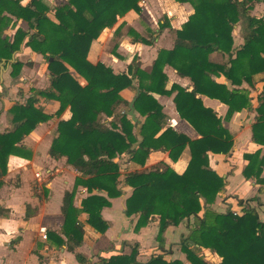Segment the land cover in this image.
I'll return each mask as SVG.
<instances>
[{"label": "trees", "instance_id": "obj_1", "mask_svg": "<svg viewBox=\"0 0 264 264\" xmlns=\"http://www.w3.org/2000/svg\"><path fill=\"white\" fill-rule=\"evenodd\" d=\"M22 1L0 0V64L4 62L3 68L9 66L10 77L16 79L25 65L32 64H24L13 56L22 47L29 48L44 59L49 85L43 90H32V96L23 103L15 102L7 111L11 128L0 131V185L7 173L8 157L30 154L21 142L39 124L60 116L68 108L70 119L58 122L50 145L51 153L65 157L66 165L77 174L73 190L63 194L60 232L65 240L59 239L58 244L65 245L78 263L91 264L76 252L82 245L84 224L100 234L107 231L101 211L111 206V199L122 196L120 160L127 157V164L144 166L151 153L148 143L165 126L162 109L154 95L169 96L175 92L173 102L177 114L199 139L190 140L171 128L158 135L170 144L169 158L173 162L188 147L190 159L182 174L166 165L141 172L125 169L123 183L131 189L125 201V216L136 218L135 233L156 219L159 244L163 243V234L168 228L193 218L189 233L179 242L187 264H207L203 251L217 255L219 264H264V222L259 220L256 211L246 207L242 200H237V205L244 206L240 215H234L228 207L223 212L211 208L225 181L209 167L208 153L226 155L233 141L222 119L205 107L200 98L205 96L225 105L227 112L223 120L227 121L235 113L251 110L248 89L261 83L251 140L264 146V15H251L254 6L264 0H174L190 4L193 13L180 29L172 30L173 49L159 51L148 75L139 70L136 59L127 66L126 72L118 74L102 63L93 65L87 60L91 43L101 32L112 28L128 12L140 13L142 0H66L53 9L45 0H29L25 5ZM17 21L27 23L28 29H15ZM166 26L161 24L159 31ZM238 26L243 42L235 48L233 33ZM10 29L15 30L12 37L5 33ZM131 34L138 43L152 44V36L147 40ZM194 50H210L226 55L228 60L225 64L202 62L191 55ZM166 65L179 77L190 80L191 91L175 84L165 89L167 79L162 70ZM69 69L86 84L81 86ZM214 77H223L230 88L216 82ZM144 78L151 83L142 86ZM135 79L140 84L134 108L145 117L139 142L136 126L125 112H118L121 106L128 105L120 93L132 88ZM40 101L58 102L59 108L54 115L46 114L38 105ZM243 159L247 161L243 177L264 189L261 177L264 158L260 151L244 154ZM77 187L86 194L80 207L74 205ZM256 200L253 197L247 201ZM81 214L85 215L83 224L78 220ZM137 248L134 244L128 255L121 252L99 258L92 264H183L178 259L167 261L164 254L168 251L163 249V254L152 255L141 263L137 260Z\"/></svg>", "mask_w": 264, "mask_h": 264}, {"label": "crops", "instance_id": "obj_2", "mask_svg": "<svg viewBox=\"0 0 264 264\" xmlns=\"http://www.w3.org/2000/svg\"><path fill=\"white\" fill-rule=\"evenodd\" d=\"M28 1L24 0L21 4L25 5ZM65 1L45 0L51 9ZM169 1L172 10L166 8L163 0H142L139 3L140 13L128 12L123 17L118 18L117 23L112 28L104 29L101 32L99 37L91 43L87 60L93 65L102 63L111 68L115 74H118L126 72L127 66L136 59L139 70L147 75L150 74L159 51L173 49L174 34L172 30L180 29L188 16L193 13L192 7L188 4H180L174 0ZM263 5L260 3L255 6L258 8L259 6L264 7ZM164 15L166 16L163 17ZM161 24L167 26L159 31ZM16 28L27 30L28 25L24 21H17ZM237 28L240 34L234 41L235 48L243 42L240 26ZM14 31V29H10L5 33L12 37ZM131 32L147 40L152 36V44L145 45L136 42L135 35H132ZM109 48L111 49L109 50ZM191 55L202 62H211L216 56L221 61L213 62L225 64L228 60L226 55L210 50L206 52L194 50ZM13 57L24 64L31 63L32 66L25 65L19 76L13 79L15 81L11 83V79L9 82L7 80V75L10 76V72L3 71L4 62L0 64V131L11 128V118L7 111L15 102L23 103L28 96H32V90H43L49 85L46 63L40 55L35 54L29 48L22 47ZM69 72L81 86L86 84L85 80L72 69H69ZM162 72L167 79L166 90L175 84L191 91L190 80L179 77L170 66H164ZM40 73H43L46 84L39 83ZM213 79L230 88L223 77H214ZM150 83V80L146 78L141 81L142 86H147ZM139 84L140 81L135 79L132 88L120 93L128 105L135 101L139 92ZM243 87L248 89L246 85ZM261 88L262 84L258 83L254 89H248L251 98V110L245 109L235 113L227 121L223 120L227 112L225 105L205 96H200V98L205 107L211 108L222 119V125L230 133L233 141L232 148L226 155L208 153L209 167L225 181L221 194L211 205V208L223 212L224 207L228 206V208L241 214L239 209L244 206L237 205V200H242L245 202L244 205L254 209L259 220L264 222V189L255 181L246 180L242 175L247 165V161L243 159L244 154L260 151V156L264 158V146L255 144L251 140V126L255 118L254 108ZM174 96L175 92L169 96L154 95L162 109L161 114L165 123L160 133L171 128L190 140L199 139V135L177 114L173 102ZM38 105L49 115H54L59 108V103L53 101H40ZM128 105L121 106L118 112H125L127 115ZM133 113L136 122L134 123L130 117L128 118L136 126L135 133L139 136L145 117L140 116L135 108ZM70 116L71 113L66 108L60 116H54L46 123L39 124L21 142L30 152L29 156L12 154L8 157L7 173L2 178L3 183L0 185V264H80L76 261L74 254L66 250L65 245L60 246L58 244L59 239L65 240L60 232L63 225V216L60 210L63 194L65 191L73 190L77 174L70 166L66 165L65 157L57 156L50 151L58 122L67 121ZM158 135L148 143L151 153H149L143 167L127 164V157L120 160L122 196L111 199V206L101 211V216L108 225L107 231L100 234L84 224L82 245L76 249V252L84 256L89 263H96L99 258H109L121 254V252L128 255L130 254V246L134 244L138 245L137 260L141 263L148 261L152 255L160 254L155 253V250L163 254L159 242L154 240L158 231L156 219L140 229L139 232L133 231L136 218L125 216V201L131 195V189L123 183L125 169L141 172L152 170L157 165H166L177 174H182L185 171L190 159L188 147L183 150L179 159L173 162L169 158L170 144L159 139ZM137 140L138 142L141 141V137L139 136ZM261 177L264 178V167ZM260 188L262 189L259 191ZM76 190L74 205L80 207L81 200L86 194L81 187H77ZM253 197H256L257 200L247 201ZM78 220L83 224L85 215L81 214ZM193 222V218H190L188 222L183 221L177 227L168 228L163 234L162 249L168 250L170 245L179 244L183 236L185 237L189 233V228L193 226ZM167 254L170 255L171 252L168 251ZM175 259L185 264L184 254L178 258L166 260Z\"/></svg>", "mask_w": 264, "mask_h": 264}, {"label": "rangeland", "instance_id": "obj_3", "mask_svg": "<svg viewBox=\"0 0 264 264\" xmlns=\"http://www.w3.org/2000/svg\"><path fill=\"white\" fill-rule=\"evenodd\" d=\"M163 3H164V5H166V8L168 9V10H172L171 9V6H170V1L169 0H163ZM260 4V3H259ZM264 4V3H263ZM189 6H191L190 4H188ZM264 6V5H263ZM192 7V6H191ZM251 14L252 15H264V7H258V8H256V6L251 10ZM166 15H164L163 17H165ZM162 17V18H163ZM172 34V33H171ZM234 41H235V39L238 37V35L240 34V33H238V28H236L235 30H234ZM111 48H109V50H110ZM212 61H221L220 59H219V57H214L213 59H212ZM10 67H6V68H4L3 69V71L4 72H6V73H9L10 72ZM40 75V80H39V83H41V84H46V82H45V79H44V77H43V73H40L39 74ZM9 79H11V83H12V81H15V80H13V78H11L10 76H8L7 75V80H8V82H9ZM10 87H11V84L9 85ZM25 190V189H24ZM226 207H228V206H225L224 207V209H226ZM230 209V208H229ZM158 232V231H157ZM156 236L157 235H155V242L157 241V242H159V240H157L156 239ZM184 237V236H183ZM160 249H162V243L160 244ZM166 251H169V252H171V254L170 255H168L167 253L166 254H164V256H165V258L166 259H172V258H175V257H180L181 256V251H180V246H179V244H173V245H170L169 247H168V250H166ZM155 253H161V252H157V250H155L154 251ZM201 254H203V256H204V261L207 263V264H219L220 263V259L217 257V255H215V254H212V253H210V252H208V251H203V252H201ZM185 264H186V261H185Z\"/></svg>", "mask_w": 264, "mask_h": 264}, {"label": "water", "instance_id": "obj_4", "mask_svg": "<svg viewBox=\"0 0 264 264\" xmlns=\"http://www.w3.org/2000/svg\"><path fill=\"white\" fill-rule=\"evenodd\" d=\"M128 109H129V111L127 113V116L130 117V120L135 123L136 122V119H135V116H134V113H133L134 112V101L131 102L128 105Z\"/></svg>", "mask_w": 264, "mask_h": 264}, {"label": "built area", "instance_id": "obj_5", "mask_svg": "<svg viewBox=\"0 0 264 264\" xmlns=\"http://www.w3.org/2000/svg\"><path fill=\"white\" fill-rule=\"evenodd\" d=\"M231 210V212L234 214V215H240V212H238V211H234L233 209H230ZM240 211H241V209H239Z\"/></svg>", "mask_w": 264, "mask_h": 264}]
</instances>
